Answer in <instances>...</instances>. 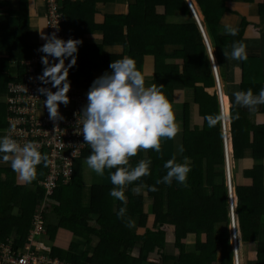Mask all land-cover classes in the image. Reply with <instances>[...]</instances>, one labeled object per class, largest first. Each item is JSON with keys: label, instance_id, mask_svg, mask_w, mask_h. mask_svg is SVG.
<instances>
[{"label": "trees", "instance_id": "obj_1", "mask_svg": "<svg viewBox=\"0 0 264 264\" xmlns=\"http://www.w3.org/2000/svg\"><path fill=\"white\" fill-rule=\"evenodd\" d=\"M21 2L23 0H19V4ZM195 2L204 17L202 26L218 65L225 58L223 52L230 53L234 41L243 42L248 36L245 27H253L250 25L253 24L252 19L236 11L242 17V28L234 36L223 30L219 32V26L215 24L224 13L225 0ZM5 4L0 0V5ZM44 5L47 9L45 0ZM188 19L194 20L185 0H135L128 3L123 12L103 16L97 30L102 43L85 46L89 56L77 57L67 79L86 92L96 78L95 74L98 72L101 75L109 70L111 61L124 56L132 57L137 70L142 73L145 62L154 56L156 76L151 84L160 87L164 95L183 84L182 87L193 90V103L199 108L202 119L205 115H218L217 98L214 93H207L208 89H213L214 80L206 48L197 24L195 21L189 23ZM21 25L9 32L0 16V52L8 55L0 59V94L7 95L8 85L21 81L20 75L26 72L23 63L32 54H43L37 51L40 46L33 47L27 41V20ZM88 29L83 30L86 31L83 34H87ZM170 47L174 50L180 48L173 50V57L183 59L180 67L164 66V50ZM12 61H15L13 66L10 65ZM161 68L164 69L163 77ZM218 71L225 82L223 73L220 69ZM192 77L199 80L192 82ZM225 93L228 97L231 94L226 90ZM203 97L205 102L202 103ZM0 107L3 113L0 131L3 132L6 128L5 103H1ZM184 107V114L188 116V108ZM231 111L239 113V119H230L234 159L238 161L248 156L254 160L250 167L240 168L239 176L235 172L233 178L237 227L244 250L242 264H264V125L250 124L244 111L237 106ZM178 145L183 146L182 153L177 151ZM89 153L90 150L84 152L74 162L69 184L61 185L58 180L43 209L41 203L45 192L40 184L45 178L47 166L43 163L37 165L36 178L31 183L19 185L14 182L16 173L10 165L5 168L7 163L3 164L4 168L0 169L2 243L9 241L14 252L21 250L39 221L41 232L37 240L42 242L40 239H44L50 243L45 245L50 248L51 256L65 263L233 264L220 120L213 127L204 121L201 128L191 130L185 121L172 141L160 144L158 153L151 149L140 150L131 157V166L140 159H150L151 164L149 175L125 186L126 205L108 195L112 187L110 180L104 185L93 183L86 188L81 185L85 170L80 169V163ZM173 156L181 162L183 157L189 158L188 187L174 180L171 185L156 184L166 172L164 161ZM88 180H91L90 176ZM148 185L155 186L156 190L149 191ZM74 192L77 198L71 196ZM84 197L86 202H83ZM231 200H234L233 195ZM122 206L126 207L125 217L118 219L115 212ZM129 219L134 222L132 227L126 226ZM149 220L150 227L147 226ZM169 234L173 235L170 244L165 242ZM149 260L154 263L147 262Z\"/></svg>", "mask_w": 264, "mask_h": 264}, {"label": "clouds", "instance_id": "obj_2", "mask_svg": "<svg viewBox=\"0 0 264 264\" xmlns=\"http://www.w3.org/2000/svg\"><path fill=\"white\" fill-rule=\"evenodd\" d=\"M185 1L194 16L195 23L197 24V19L200 24L199 19L191 10L193 6L190 7L187 0ZM189 3L191 4V1ZM201 28L202 32L205 33L202 25ZM225 31L234 36L237 29L225 25ZM202 32L200 31L214 80L212 93L217 98L219 111L220 106H222L218 115H205L203 120L207 122L209 127L215 126L220 120V134L221 119H227L229 125V138L227 140L230 146L229 153L228 151L225 152L222 134L221 142L228 194L227 209L228 213L229 210L231 211L228 216L231 232H233L232 252L233 258L238 264L236 237H234L236 232L234 211L237 199L233 178L236 172L234 170L236 160L233 155L230 119H239V113H233L231 109L239 106L247 108L249 111H255L258 105H264V86L256 94L251 89L235 90L231 93V100H229L222 88V83L219 84V81L221 82L219 68H216L207 36L205 34L208 42ZM40 37L45 43L37 49L44 55L40 57L42 72L36 76V80L39 81L36 91L45 97L42 104L46 107L49 119L54 122L55 127V122L64 119L58 108L60 104L67 106L69 102V97L66 95L70 89V81L67 79L68 72L76 64L78 46L82 41L78 38L64 40L58 38L55 32L47 35L40 33ZM223 54L226 58L230 55L233 60L243 61L247 58L245 45L240 41H234L230 53L223 52ZM66 60L68 61L67 64L65 63ZM108 69L93 79L86 91V103L75 114L76 125H78L76 133L83 135V144H87L90 148V153L85 158L88 168L98 176H103L106 168L112 169L113 171L109 174L112 187L109 189L108 195L126 205L125 186L139 180L142 176L149 175L151 164L150 159H140L134 166H131L129 159L136 156L140 150L151 149L158 153L161 139H173L180 129L169 100L157 85H145L144 76L141 71L137 70L135 60L132 57L124 56L111 61ZM216 80L220 85L219 91L220 94L222 93L223 104L222 99L221 102L219 99ZM177 151L182 153L184 151L183 146L178 145ZM0 162L8 163L21 181L31 183L36 178V166L41 163L47 166L48 158L38 150L36 143L26 141L20 144L9 135H2L0 136ZM163 168L166 169V172L160 179H157L156 184L171 185L174 180L177 184L188 187L187 175L191 170L188 157H183L181 162L173 156L164 161ZM146 187L149 191L156 190L153 185ZM232 195L234 200H231ZM125 213L126 207H120L116 212L117 218H124ZM133 223L129 219L126 226L132 227Z\"/></svg>", "mask_w": 264, "mask_h": 264}, {"label": "crops", "instance_id": "obj_3", "mask_svg": "<svg viewBox=\"0 0 264 264\" xmlns=\"http://www.w3.org/2000/svg\"><path fill=\"white\" fill-rule=\"evenodd\" d=\"M62 0L60 6V14L62 17L61 29L68 36V38L80 39L82 41L81 47L77 51L78 58H85L89 56V53L85 46H96L102 43L101 38L99 37L98 26L101 24V20L106 14H113L123 12L126 9V4H130L135 0H67L64 5ZM125 1V2H124ZM5 2V5H0V16L3 17L4 27L10 32L18 27V25L27 20L28 26V36L27 41L33 47L41 46L45 43L41 39L40 33L48 34L47 23H46V9L44 5V0H23L19 4V0H2ZM191 4L194 8L196 16L198 17L200 24L202 25L204 17L195 2L191 0ZM224 13L220 15L219 20L216 21L215 25H218V31H225V25H230L239 30L242 28V17L237 15V12H243L247 19L251 20L253 27H245L248 32V36L244 37L243 43L245 45L246 59L233 60L230 56L228 58H222L221 63L217 65L218 62H214L216 68L220 69L225 77V82L222 81L219 83L225 91L232 93L235 90H247L251 89L254 94L258 93L259 89L264 86V0H225ZM26 12L24 13V10ZM192 18L194 16L191 13ZM189 23H192L195 20H187ZM248 23V22H247ZM249 24V23H248ZM22 26V25H21ZM203 27V26H202ZM90 28V29H88ZM87 34H83L87 30ZM221 29V30H220ZM204 32L206 31L203 27ZM246 31V30H245ZM90 32V33H89ZM226 32V31H225ZM206 34V33H205ZM207 36V35H206ZM208 39V38H207ZM175 48V47H174ZM180 48H176L178 50ZM173 47L167 48L164 50L165 54V63L164 66L169 65H178L182 62V58L177 56L173 57ZM174 50V51H175ZM212 50V49H211ZM116 51V50H114ZM214 50L212 51L213 55ZM35 54V53H34ZM32 54V56L34 55ZM8 57L7 53L0 52V59ZM154 56H150V65L145 66L142 69V74L144 77H147L145 85H150L151 80L155 78V60ZM164 58V59H165ZM218 61V60H217ZM88 63L87 61H85ZM11 66L15 65V61H12ZM210 73L211 72V65ZM98 73V72H97ZM95 74L98 77V74ZM164 69L161 68V75L163 77ZM218 74V73H217ZM219 77V75H218ZM193 80H199L198 78L192 77ZM191 78L187 81L189 83ZM183 85V84H182ZM177 85L174 87L173 92L165 93L166 98L169 100L172 105V109L175 115V120L179 125L181 131V125H185V121L188 123V129L191 130L194 127L201 128L204 120L200 116L199 108L193 103L194 92L191 88H184ZM214 88V87H213ZM209 90V89H208ZM213 91V89H211ZM209 94L210 92L207 91ZM211 94V93H210ZM231 100V94L228 97ZM3 95L0 94V100L2 103ZM222 99V93H221ZM202 103L205 102V98H202ZM223 104V99H222ZM188 108V116L184 114L185 107ZM239 107V106H237ZM245 113L246 120L254 126H263L264 125V105H258L255 111H249L247 108L239 107ZM252 132V131H251ZM5 135L0 131V136ZM249 140H252V133L249 135ZM228 148V143H227ZM229 153V148L227 149ZM85 161V160H83ZM254 164V160H251L250 157H243L241 160H238L234 164V170L239 176L240 168L244 169L250 167ZM237 168V169H236ZM90 172V175L88 172ZM111 169L107 168L104 170V174L101 177L94 176L91 169L85 170V179L84 174L82 173V182L81 185L86 188L87 185H104L107 184L109 179V174ZM89 176L91 180H88ZM100 183H99V181ZM15 184L23 181L17 177V174L14 177ZM102 182V183H101ZM94 183V184H93ZM86 186V187H85ZM84 192V191H82ZM73 195L74 198H77L76 192ZM83 202H86L84 197Z\"/></svg>", "mask_w": 264, "mask_h": 264}, {"label": "built area", "instance_id": "obj_4", "mask_svg": "<svg viewBox=\"0 0 264 264\" xmlns=\"http://www.w3.org/2000/svg\"><path fill=\"white\" fill-rule=\"evenodd\" d=\"M45 2L48 34L55 32L58 38L67 40L68 36L61 29L62 0H45ZM196 22L202 32L197 19ZM40 57L41 55H34L25 61L23 65L26 66V72L20 75L21 81L8 85L4 134L11 136L20 144L26 141L36 143L38 150L47 156V172L40 184L45 192L41 203L43 204L41 209H43L44 205L45 208L47 206L48 197L54 193L58 180L61 181V185L69 184L73 176L74 162L90 148L87 144H83V135L76 133L78 125H76L75 114L86 103V92L70 83V89L66 93L69 102L67 106L60 104L58 108L64 119L55 122L54 127V122L49 119L48 111L42 104L45 97L36 91L39 86L36 76L42 72ZM36 65L41 67L37 68ZM216 85L221 102L220 85L218 82ZM52 90L55 91V89ZM221 134L227 153L229 125L225 119H221ZM40 232L41 223L37 221L33 234L26 238L23 248L15 252L9 241L5 243L0 241V264H71L51 256L50 248L37 240Z\"/></svg>", "mask_w": 264, "mask_h": 264}, {"label": "rangeland", "instance_id": "obj_5", "mask_svg": "<svg viewBox=\"0 0 264 264\" xmlns=\"http://www.w3.org/2000/svg\"><path fill=\"white\" fill-rule=\"evenodd\" d=\"M191 1V0H190ZM192 3V2H191ZM206 50V49H205ZM147 65H150V60H147ZM144 80H147V77H144ZM210 93H212V90H208ZM1 95H3V99H2V105H4V103H5V100H6V94H4V93H2ZM0 104H1V100H0ZM2 109H1V107H0V121H1V116H2ZM226 120V119H225ZM169 141H172V139L171 140H169V139H167V138H162L161 139V143L160 144H163V143H167V142H169ZM228 148H229V150H230V146H229V144H228ZM227 148V149H228ZM3 164L4 163H1L0 162V169H3L4 167H3ZM9 167V164L7 163L6 164V166H5V168L6 167ZM80 169L83 171V170H89V168H88V166L86 165V163H85V161H81V163H80ZM237 169V168H236ZM108 170H110V169H108ZM92 171V170H91ZM92 173H93V175L94 176H97V177H101V176H98V175H96L93 171H92ZM233 173H234V170H233V172H231V174L233 175ZM17 177H18V175H17ZM92 177V176H91ZM21 181V180H20ZM99 181V180H98ZM99 183H100V181H99ZM102 183V182H101ZM19 185H23V183H21V182H19L18 183ZM80 204H82V202L80 203ZM235 212V211H234ZM116 213V212H115ZM229 213H231V211L229 210ZM228 213V214H229ZM235 215V223H236V226H235V233H236V247H237V262H238V264H242V257H243V254H244V250H243V247H242V244H241V242H240V234H239V231H238V227H237V219H236V213L234 214ZM50 215H49V219H50ZM52 217H54L53 215H52ZM230 219V218H229ZM50 221H52L53 222V220H51L50 219ZM147 226L148 227H150L151 226V221L149 220L148 222H147ZM172 234H173V232H171ZM229 233H230V246H231V248H232V250H233V247H232V238H233V235H232V233L233 232H231V227H230V229H229ZM172 234H169L168 236H167V238H166V241L165 242H167L168 244H170V242L173 240V235ZM40 241H42L44 244H46V245H50V243H48V242H46V240H44V239H40ZM54 244V246H55V243H53ZM65 247H67V246H65ZM187 249H189V247H187ZM147 262H150V263H154L152 260H149V261H147ZM233 264H236V261H235V259L233 258Z\"/></svg>", "mask_w": 264, "mask_h": 264}, {"label": "water", "instance_id": "obj_6", "mask_svg": "<svg viewBox=\"0 0 264 264\" xmlns=\"http://www.w3.org/2000/svg\"><path fill=\"white\" fill-rule=\"evenodd\" d=\"M187 2H188V4H189V6L191 7L192 5L189 3L190 1L189 0H187ZM191 10L193 11V14H195L196 15V13H195V11H194V8L193 7H191ZM198 18V17H197ZM203 33V32H202ZM204 37H205V40L207 41V39H206V36H205V33H203L202 34ZM208 42V41H207Z\"/></svg>", "mask_w": 264, "mask_h": 264}, {"label": "bare ground", "instance_id": "obj_7", "mask_svg": "<svg viewBox=\"0 0 264 264\" xmlns=\"http://www.w3.org/2000/svg\"><path fill=\"white\" fill-rule=\"evenodd\" d=\"M217 77H218V74H217ZM218 79H219V77H218ZM219 83H220V81H219ZM227 120V119H226Z\"/></svg>", "mask_w": 264, "mask_h": 264}]
</instances>
